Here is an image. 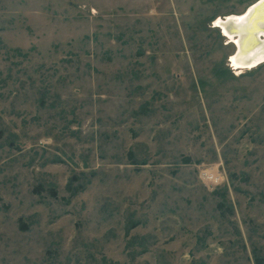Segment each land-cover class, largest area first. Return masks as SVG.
<instances>
[{
	"label": "rangeland",
	"instance_id": "374dc122",
	"mask_svg": "<svg viewBox=\"0 0 264 264\" xmlns=\"http://www.w3.org/2000/svg\"><path fill=\"white\" fill-rule=\"evenodd\" d=\"M257 1L0 0V264H264Z\"/></svg>",
	"mask_w": 264,
	"mask_h": 264
},
{
	"label": "bare ground",
	"instance_id": "6f19581e",
	"mask_svg": "<svg viewBox=\"0 0 264 264\" xmlns=\"http://www.w3.org/2000/svg\"><path fill=\"white\" fill-rule=\"evenodd\" d=\"M261 3L258 5V7L261 6ZM236 18L240 19L241 17L240 16H231V17H228L224 20L219 19V21H217V25L219 26V28H221L223 35L228 37V39L234 43V46L236 48V53L231 58L232 65L237 69L238 68L239 69L254 68V67L264 63V47L257 45L255 42H249L248 38L254 36L253 35L254 32L258 31L259 29H256L253 27L249 28V30H247L246 32H248V33L250 32V33L248 36H245L244 31L242 33H240V31H242V29H240L238 27V23H241V21H240L241 19L237 21ZM251 21H253V20H251ZM239 25L241 26L242 24H239ZM245 30H246V28H245ZM243 33H244V35H243ZM235 35H238V36H235ZM262 38H264V33H263Z\"/></svg>",
	"mask_w": 264,
	"mask_h": 264
},
{
	"label": "water",
	"instance_id": "95a60500",
	"mask_svg": "<svg viewBox=\"0 0 264 264\" xmlns=\"http://www.w3.org/2000/svg\"><path fill=\"white\" fill-rule=\"evenodd\" d=\"M260 3H261V6L258 7ZM240 17H241L240 18L241 20L239 18H236L237 21L238 20L241 21V23H238V27L242 29L240 33L244 31L245 36H248L250 32L248 33L246 31L249 30V28L253 27V28L259 29L258 31H255L253 34L254 36L249 37L248 40L249 42H255L257 45L264 47V38H262L263 33H264V0L258 1L256 4L250 7L244 15ZM239 24H242V25L240 26ZM235 36H238V35H235Z\"/></svg>",
	"mask_w": 264,
	"mask_h": 264
},
{
	"label": "built area",
	"instance_id": "2783aa9c",
	"mask_svg": "<svg viewBox=\"0 0 264 264\" xmlns=\"http://www.w3.org/2000/svg\"><path fill=\"white\" fill-rule=\"evenodd\" d=\"M204 177L209 180L210 183H218L220 181V179H218V177H216L215 175H209L206 172L203 173Z\"/></svg>",
	"mask_w": 264,
	"mask_h": 264
}]
</instances>
